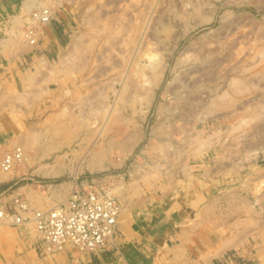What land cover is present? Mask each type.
Returning a JSON list of instances; mask_svg holds the SVG:
<instances>
[{
  "label": "rangeland",
  "instance_id": "374dc122",
  "mask_svg": "<svg viewBox=\"0 0 264 264\" xmlns=\"http://www.w3.org/2000/svg\"><path fill=\"white\" fill-rule=\"evenodd\" d=\"M0 55V207L100 175L119 223L196 199L264 252V0H0Z\"/></svg>",
  "mask_w": 264,
  "mask_h": 264
},
{
  "label": "crops",
  "instance_id": "0c3cea01",
  "mask_svg": "<svg viewBox=\"0 0 264 264\" xmlns=\"http://www.w3.org/2000/svg\"><path fill=\"white\" fill-rule=\"evenodd\" d=\"M5 68L0 62V71ZM195 200L176 198L173 205L153 213H132L118 224L112 250L69 246L60 253H42L35 231L1 227V222L0 264H264V252L226 236L221 223L201 209V202L196 207Z\"/></svg>",
  "mask_w": 264,
  "mask_h": 264
},
{
  "label": "built area",
  "instance_id": "2783aa9c",
  "mask_svg": "<svg viewBox=\"0 0 264 264\" xmlns=\"http://www.w3.org/2000/svg\"><path fill=\"white\" fill-rule=\"evenodd\" d=\"M22 156L19 149L0 154V170H11ZM103 181L100 175L75 181L64 200L45 209H32L16 195L0 207V218L13 224L33 223L49 253L63 251L67 245L89 252L115 249L122 209L102 187Z\"/></svg>",
  "mask_w": 264,
  "mask_h": 264
},
{
  "label": "bare ground",
  "instance_id": "6f19581e",
  "mask_svg": "<svg viewBox=\"0 0 264 264\" xmlns=\"http://www.w3.org/2000/svg\"><path fill=\"white\" fill-rule=\"evenodd\" d=\"M28 2V1H27ZM24 4H26V3H24ZM30 6V5H29ZM17 150V149H19V150H21V146H16L13 150ZM22 151V150H21ZM3 171V170H2ZM3 172H7V171H3ZM120 205H121V203H120ZM121 209H122V205H121ZM123 210V209H122ZM122 210H121V213H122ZM121 213H120V215H121ZM119 219H120V216H119V218H118V224H119ZM29 224V223H28ZM73 247V248H75L74 246H72V245H67L66 247Z\"/></svg>",
  "mask_w": 264,
  "mask_h": 264
}]
</instances>
